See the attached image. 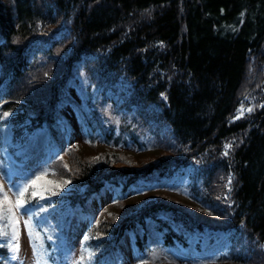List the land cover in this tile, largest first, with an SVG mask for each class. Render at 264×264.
I'll list each match as a JSON object with an SVG mask.
<instances>
[{
    "label": "trees",
    "instance_id": "16d2710c",
    "mask_svg": "<svg viewBox=\"0 0 264 264\" xmlns=\"http://www.w3.org/2000/svg\"><path fill=\"white\" fill-rule=\"evenodd\" d=\"M9 113L61 148L19 179L0 144V178L28 209L33 179L68 178L98 264H264V0H0V129Z\"/></svg>",
    "mask_w": 264,
    "mask_h": 264
},
{
    "label": "rangeland",
    "instance_id": "374dc122",
    "mask_svg": "<svg viewBox=\"0 0 264 264\" xmlns=\"http://www.w3.org/2000/svg\"><path fill=\"white\" fill-rule=\"evenodd\" d=\"M11 117V113L5 115V124L0 129V143L4 147L7 163L18 173H21L45 161L49 153L52 136L49 130L44 128L32 134L23 133V135L15 137L13 126L8 123ZM70 117L72 120L68 126L70 128L68 138L70 144L77 148L76 156L91 157L95 154L92 144L86 140L81 129H79L78 121L74 115L70 114ZM42 142L45 144L46 151L40 154L36 152L35 147ZM56 143L58 147H61L60 141H56ZM22 178H24L23 174ZM185 184L182 183L181 187ZM14 190L19 194L24 193L23 184L17 182ZM31 190L36 202L31 212L38 227L54 249L69 248L79 238L81 225V219L78 218L79 211L71 212L68 203L62 199L72 190L71 181L58 175H41L32 181ZM167 192L175 199L192 202L185 195L187 193L179 192L177 189ZM104 201L107 216L110 215L109 212H118L119 206L111 197H109L108 202L106 199ZM21 204L14 192L0 180V242L10 240V259L3 260L0 258V264H36L30 238L32 232L26 224L28 215L22 214ZM203 243L205 244L204 250L218 244V242L210 243L207 238L203 240ZM124 255L126 256L124 249H119V256L125 262L127 258ZM76 256L79 257L82 264H96L95 257L89 249L81 250L78 246ZM209 264H214V262Z\"/></svg>",
    "mask_w": 264,
    "mask_h": 264
},
{
    "label": "bare ground",
    "instance_id": "6f19581e",
    "mask_svg": "<svg viewBox=\"0 0 264 264\" xmlns=\"http://www.w3.org/2000/svg\"><path fill=\"white\" fill-rule=\"evenodd\" d=\"M5 118V117H4ZM4 118L2 119V121H4ZM12 118V117H11ZM10 118V119H11ZM9 119V120H10ZM39 140H41V138H39ZM40 142V141H39ZM36 148V152L37 153H40V154H43L45 151H46V147H45V144L42 142V143H38V145L35 147ZM204 248V246H203Z\"/></svg>",
    "mask_w": 264,
    "mask_h": 264
}]
</instances>
